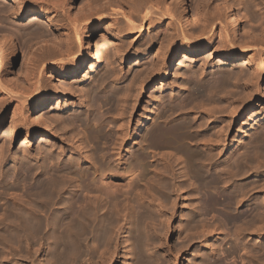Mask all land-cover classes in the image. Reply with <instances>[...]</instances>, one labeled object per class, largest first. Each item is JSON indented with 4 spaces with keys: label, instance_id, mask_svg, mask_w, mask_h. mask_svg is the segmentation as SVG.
I'll use <instances>...</instances> for the list:
<instances>
[{
    "label": "bare ground",
    "instance_id": "obj_1",
    "mask_svg": "<svg viewBox=\"0 0 264 264\" xmlns=\"http://www.w3.org/2000/svg\"><path fill=\"white\" fill-rule=\"evenodd\" d=\"M7 1L0 0L1 24L35 14V19L48 20L54 36L47 37L44 26L35 34L33 30L27 32L29 37H38L33 43L37 48L29 45L27 74L11 84L3 76L6 61H13L17 54L12 36L16 28L12 24L10 31L0 29V143L6 109L16 103L10 118V145L20 133H25L26 139L35 133L55 137V146L37 152L39 156L45 153L48 165L56 159L58 167L45 172L46 163L39 161L33 166L20 161V157L10 169L7 159L16 156H7L4 149L8 144H0V264H116L122 256V242L123 255L131 264H178L196 240L206 244L202 242L204 250L196 251L199 260L195 264L264 261L263 252L259 260V254L254 248L248 249L244 239L246 235L264 234V198L255 196L264 191V177L256 179L261 172L258 163L263 161L264 165V155L258 158L264 141V117L258 111L243 137L246 140L242 138L238 146L234 144V149L226 151L235 116L255 110L253 100L257 95L264 99V11L257 21L261 27L257 31L242 30V15L234 9L244 8L251 17L259 18L250 0H218L214 5L210 0H195L193 21L182 14L185 0H87L74 17H70L66 5H74L75 0ZM106 17L110 19L108 27L99 36H109L111 55L105 49L101 52L100 44L96 49L91 46V37L97 36ZM208 51L207 63L197 68L195 57ZM180 53L197 69L184 67ZM214 56L221 59L219 64ZM132 58L137 60V68L131 74L133 66L125 71L128 80L123 81L122 72ZM104 59L110 67L103 65ZM88 60L94 62V69L89 70V83L77 89L78 93L69 87L54 89L45 75L50 68L59 79L72 81L87 68ZM236 61L242 63L239 73L228 68ZM174 73L175 82L168 83ZM156 85L160 93L153 94L146 116L132 128L146 89ZM203 94H207V100ZM63 98H69L65 104ZM192 98L202 101L200 110L195 109ZM54 99L57 110L65 112L58 117L64 130L61 133L58 129L61 134L52 130L57 115L54 118L45 110ZM179 101L184 106L191 101L196 110L189 108L193 121L177 112L183 110ZM104 105L115 107L117 112L109 119L114 125L103 134L100 126L105 120L107 123V117L100 120L95 108ZM34 108L48 113L31 121L26 115ZM73 124L82 127L83 133H77L78 129L74 133ZM88 126L92 129L86 131ZM70 129L71 139H65ZM65 140L73 147L69 156ZM102 140V144L109 143L108 152L98 147ZM250 147L255 149V157ZM56 151L59 156L53 159L51 154ZM26 171L30 187L19 193L26 187ZM210 188L216 192L210 193ZM182 190L186 193L181 210L177 199ZM193 191L200 195L199 201L193 199ZM177 215L178 225L172 221ZM210 215L220 217L225 225L240 223L234 236L219 220H209ZM177 231L188 244L175 247V252L168 234ZM229 236L232 238L226 247L223 243ZM41 251H45L44 261L38 254Z\"/></svg>",
    "mask_w": 264,
    "mask_h": 264
},
{
    "label": "rangeland",
    "instance_id": "obj_2",
    "mask_svg": "<svg viewBox=\"0 0 264 264\" xmlns=\"http://www.w3.org/2000/svg\"><path fill=\"white\" fill-rule=\"evenodd\" d=\"M4 1V0H3ZM5 1H7V0H5ZM85 1H87V0H75L74 1V5H71L70 3H68L67 5H66V9H67V11L69 12V15H70V17H74V15H76V13H79L80 11V9H79V6H81L82 8H84L83 7V3L85 2ZM171 0H169V2H170ZM247 1V0H246ZM249 1V0H248ZM251 2V5L252 6H254L253 8L256 10H258L257 12V14H258V17L259 18H253V17H251V13H249V12H247V10L246 9H244V8H242V10H240L239 11V8L238 7H235L234 9H235V11L237 12V13H239V15L242 17H240V26H241V28H242V30H246V29H249V28H253L254 30H260V26H259V22H257V21H259V20H261L260 18L263 16V14H262V11H264V0H262L263 2H262V4L260 3V0H255V1H252V0H250ZM9 1H7V2H5L6 4H9L8 3ZM194 2H195V0L192 2V0H185V5H186V11H185V13L184 12H182V14H184L185 16H186V18L189 20V21H193L194 19H195V15H194ZM218 2V0H210V4L212 3L213 5L214 4H216V3ZM259 3V4H258ZM257 6H256V5ZM263 7V8H262ZM261 10V11H260ZM260 11V12H259ZM244 12V13H243ZM106 13V12H105ZM244 14H246L245 16H243ZM72 15V16H71ZM104 15H106V14H104ZM261 15V16H260ZM185 16H184V21L186 20L185 19ZM34 17H36V15L35 14H30V15H28V16H26L24 19H22V20H20V21H17V20H15V19H13V18H10L9 20H10V24H7V25H4L3 23L1 24L0 23V29L1 30H3V32L4 31H10V27H12V24L15 26V27H13V28H16V33H14L15 32V30H12V31H14V32H12V36H13V39H14V43H15V47H16V50H17V54H16V57H15V59L12 61H6V63H5V65H4V70H5V73H4V76H3V79H5V81L7 80L8 82H10L11 84L12 83H17V81L19 82V81H21V80H23L24 79V77H25V75L27 74V71H28V68H29V64H28V59H29V45H33V43H35V42H37L38 40H37V36L36 35H31L30 37H29V34H28V36H27V32L28 31H32L33 32V34H35V32H36V30L38 29V27H40V26H44V28H46L47 29V31L49 32H47V37H53L54 35L53 34H51L50 32H51V26H50V24H49V22H48V20L47 19H45L44 17H41L40 19H35ZM115 17V16H114ZM244 17V18H243ZM245 17H247V18H245ZM262 18H264V16L262 17ZM259 19V20H258ZM109 18L108 17H106L105 19H104V21L102 22V28H100V29H98V32H97V36L95 37V36H92L91 37V46H92V48L93 49H96L97 48V46H95L96 44L98 45V44H100L101 46H102V48H101V52H103L104 51V49H105V51L104 52H108V51H110L111 53H109L110 55L112 54V52H113V45H112V42L111 41H109L110 40V38H109V36L107 37L106 35L104 36V37H100L99 35L102 33L101 31H104L105 29H107V27H108V24H109ZM264 20V19H263ZM13 21V22H12ZM125 21V20H124ZM108 22V23H107ZM105 23V24H104ZM11 25V26H10ZM166 25V26H165ZM163 27V26H162ZM164 27L166 28L167 27V24L165 23L164 24ZM197 29H199L200 30V27L198 28L197 26H196V30ZM14 33V34H13ZM18 33V34H17ZM89 34V33H88ZM33 36V37H32ZM29 37V38H28ZM28 38V39H27ZM32 38H34V39H32ZM98 38H99V40L101 41H98ZM30 39H32V41L30 40ZM30 41V42H29ZM35 41V42H34ZM98 42V43H97ZM137 44H138V42H137ZM107 47L108 48V50H106L107 48H105V47ZM31 48H37V45L36 44H34ZM30 48V49H31ZM33 49H31V50H33ZM110 49V50H109ZM93 53H94V51H93ZM210 52L208 51V52H205L204 54H201V55H198V56H196L195 57V60H196V65L195 66H197V68L199 67V68H201L202 66H204L203 64H205V62L207 63V60H208V58L207 57H209V54ZM185 55H184V53H180L179 54V57H180V59H184V64L186 65V66H184V67H189L188 69L189 70H191L190 68H193V66H191L190 65V61H188V60H186L185 58H183ZM213 60L217 63V64H219L220 62H221V59H219V57H217V56H214V58H213ZM220 60V61H219ZM137 60H135L134 58H132V59H130V60H128L127 61V63H126V68H125V70L122 72V80L123 79H125V80H123V81H127L128 80V78L126 77V74H127V72H125V71H127L129 68H131L132 66H133V70L132 69H130V74L132 73V72H134L135 71V69L137 68V62H136ZM8 62V63H7ZM10 62V63H9ZM179 62V61H178ZM178 62H176L175 63V66L174 67H176L177 65H178ZM239 62V64L241 63L240 61H236L235 63H234V66L231 68V67H228V68H230V69H232V70H234V71H237L238 69H239V67L242 65V63L239 65H237V63ZM108 65L109 67H110V65H109V63L107 62V60L106 59H104V63H103V65ZM188 65V66H187ZM200 65V66H199ZM238 66V67H235V66ZM86 69L81 73V75L80 76H78V77H75L72 81H68V80H66V79H64V78H61V79H59V77L56 75V73H55V71H53V70H51L50 68H48L47 70H46V72H45V75H46V77L47 78H50L49 80H50V85L55 89L56 88V90H60V89H67L68 87V89H70L71 91H73V92H77L80 88H83L84 86H86L89 82H88V77L91 75L90 73H91V71H89L91 68L92 69H94L93 67H94V62H92V61H87V63H86ZM136 67V68H135ZM95 68H96V66H95ZM196 67L195 68H193V69H197ZM91 69V70H92ZM192 69V70H193ZM236 69V70H235ZM132 70V71H131ZM237 73H239V70L237 71ZM176 73H174L173 75H172V77L169 79V81H168V83H173V82H175L174 80V78H176L177 77V75H175ZM88 75V76H87ZM173 81V82H171V81ZM126 85V84H125ZM159 86H160V84H158ZM158 85H156V86H154V87H148L147 89H146V91H145V94H144V98H143V100L141 101V106L140 107H142V108H139V110L135 113V115H134V119H133V125H132V128L134 127V126H136L137 125V123L138 122H140L141 120H142V117H145L146 116V114H147V112L149 111V110H147V109H149V107H150V105L152 104V98L151 97H153V94L154 93H160V88H159V86ZM67 86V87H66ZM159 88V89H158ZM167 88H169V85H168V87ZM78 89V90H77ZM240 90H243V88L241 87V88H239ZM77 90V91H76ZM80 91V90H79ZM78 91V92H79ZM77 92V93H78ZM169 92V91H168ZM204 96H205V98H203L204 96H200V97H198L199 99L202 97L203 99H206L207 100V98H206V96H207V94H203ZM260 96H256L255 98H254V100H253V102H254V104H255V110H247V112L245 113V115H243V116H235V119H234V121L232 122V125H231V128H230V133H229V135H228V137H227V148H226V151L228 150V151H231L232 149H234L236 146H238V144H239V142L242 140V138L244 137V135H246V133H247V130L250 128V124L249 123H252V121L255 119V117H256V112L258 111L259 112V115L261 116V117H264V99L261 101L260 100V98H259ZM198 98H192L191 99V101H192V103H194V106H195V109L196 110H200V103L202 102V101H200V100H198ZM201 98V100H203ZM67 99H69V98H63V104H65V101H67ZM105 98H102L101 99V102L103 103ZM196 99V100H195ZM206 100H204V102L206 101ZM191 101H190V103L189 102H187V103H189L188 105H187V107H185L186 106V104L187 103H185V106L183 105L184 103H182V102H178L180 105H183L182 107V109L183 110H179L180 109V107L179 108H177V110H179V111H181V112H179V111H177L178 113H182V115L183 114H187L188 116V119H191V121H193V119L192 118H189V117H193V114H191V112H193V110H194V112H196V110L194 109V107H193V104L191 103ZM194 101H197L196 103L194 102ZM198 101H200L199 103H198ZM225 101V100H224ZM231 101V100H230ZM207 102V101H206ZM177 103V102H176ZM177 103V104H178ZM198 103V105L196 106L195 104H197ZM221 103H223V101L221 102ZM15 104L16 103H14L12 106H9V107H7V109H6V115H5V119H4V124H3V128H2V130H1V132H2V139H1V143L0 144H2L3 143V146H5L6 144H8V146H6L5 147V149H6V151H5V149H4V152H6L5 154L7 155V156H9V153H11V155L12 156H16L15 157V159L13 160L11 157H9L8 159H7V165H8V167H10V169L12 168H15L14 166H16V160H19L20 159V157H21V159H20V161H24L25 162V164H29V165H33V166H37L38 165V162L40 161L41 163H46L45 165H46V167L47 168H45L44 169V171L45 172H51V168H54V169H56L57 167H58V165L57 164H55L56 163V159H54V157H57V156H59V153H58V151H60L58 148H60V146H57V149H58V151H56V152H51L52 154H51V156H52V158L55 160V163H54V160L53 161H48L49 162V165H48V163H47V161H46V158H44L45 156V153H44V155H41V156H39V154H38V150H39V148H46L47 150L49 149L48 147H50V145L51 146H55L56 144H57V139L55 138V137H48V136H38V134L37 133H35L34 134V136L32 135L30 138H28V139H26V134L25 133H20V134H18L17 136H16V138H15V140L14 141H12L11 142V145H10V143H9V138H10V136H11V127H10V125H11V117L13 116V114H14V109H15ZM56 104H57V102H56V100L54 99L53 101H52V104H51V107H49V108H47V109H45L46 111H48L54 118H55V116H56V118L58 119V117H61V116H63V114H65V112L63 113V111H59V110H57V107L58 106H56ZM97 104H101V103H97ZM178 104V105H179ZM226 104V102L224 103V105ZM190 105V106H189ZM192 105V106H191ZM53 106V107H52ZM56 108H55V107ZM95 106H97L98 107V105H95ZM108 106V105H107ZM199 106V107H198ZM95 108L96 110H95V113L97 112V116H98V118L100 119V120H105V118L107 119V123H102V127L100 126V128H102L101 130H102V133L104 134L105 133V131L104 130H106V131H108L109 130V125H112L113 124V121L111 122V121H109V119L110 120H112V117L111 116H113V113H116L117 111H116V109H115V107H111V108H109V106L106 108V105H104V106H102V107H100L99 106V108ZM187 109V110H185V108ZM197 107V108H196ZM228 107H231V105H230V103H229V106ZM114 108V109H113ZM189 108H192V109H189ZM230 109V108H229ZM45 110H39V109H31V111L30 112H28L27 113V117H30V119H31V121H33V119H35L34 117H43L42 115H43V113L44 112H46ZM113 110H115V111H113ZM185 110V111H184ZM42 113H41V112ZM111 111V112H110ZM48 112H46V113H48ZM67 113H69V111L67 112L66 111V114ZM108 113H110V116L108 115ZM29 114H30V116H29ZM59 114V115H58ZM112 114V115H111ZM103 115V116H102ZM104 115L106 116V117H104ZM218 115V114H217ZM101 116V117H100ZM142 116V117H141ZM109 117V118H108ZM249 117H251V118H249ZM44 118V117H43ZM254 118V119H253ZM253 119V120H252ZM182 120V119H181ZM59 121H60V119H58L57 121H55V123L53 122V127H52V130H56V133L57 134H61L62 132L64 133V130H62L63 128L62 127H60L61 125H59L60 123H59ZM109 121V122H108ZM137 121V122H136ZM195 121V120H194ZM217 121H220V118H218L217 119ZM245 121H247L248 123H245ZM136 122V123H135ZM264 122V121H263ZM110 123V124H109ZM105 124H108L107 126L105 125ZM55 125V126H54ZM104 125V126H103ZM114 125V124H113ZM75 126V127H74ZM76 126H78V125H76V124H73V126H71L72 128H74V133H76L78 130V132L77 133H79V134H82L83 133V128L82 127H76ZM55 127V128H54ZM246 127V128H245ZM54 128V129H53ZM62 130H60V129ZM82 128V129H81ZM89 126L87 127V129L86 128H84L86 131L87 130H89ZM94 128V127H93ZM61 131V133L60 132H58L59 130ZM78 129V130H77ZM92 129V127L90 128V130ZM73 129H70V133H68L67 135H65V136H63L65 139H71V137L70 136H72L71 134L73 133V131H72ZM76 130V131H75ZM104 131V132H103ZM72 132V133H71ZM63 135V134H62ZM61 136V135H60ZM240 139V140H239ZM246 140V138H243V140L242 141H245ZM237 142H238V144H237ZM65 143H66V140H65ZM101 143V144H100ZM99 144L100 145H98V147H100L101 149H102V147L101 146H103V150L105 151V152H108V149L110 148H108L107 147V145L109 144V143H105V144H102V143H104V140H102V142H100ZM229 143V144H228ZM234 144H236V146L234 145ZM263 146H261L260 147V151H261V154H260V151H259V154L261 155H259L260 157H258V158H260L259 160H261V157H263V155H264V150H263V148H264V141L261 143ZM10 145V146H9ZM68 145V146H67ZM42 146V147H41ZM109 146V145H108ZM9 147V148H8ZM66 148V150H65V152H66V154L69 152L70 154H72V152H73V147L70 145V143H66V146H65ZM72 148V149H71ZM90 148H91V146H90ZM9 149V152H7V150ZM11 149V150H10ZM46 149H44L43 151L44 152H47V150ZM252 149V150H251ZM262 149V150H261ZM110 150V149H109ZM243 150V149H242ZM241 150V151H242ZM248 150H250V151H252L253 152V154L255 153V149L253 150V148H248ZM72 151V152H71ZM27 152V153H26ZM205 152V151H204ZM262 152H263V154H262ZM69 153L67 154L68 156H69ZM251 153V152H250ZM14 154V155H13ZM252 154V155H253ZM39 157H38V156ZM43 156V157H42ZM38 157V158H37ZM42 157V158H41ZM252 157V156H251ZM253 157H255V154L253 155ZM17 158V159H16ZM19 158V159H18ZM40 158V159H39ZM58 159V158H57ZM262 160H264V159H262ZM252 161L254 162V161H257V160H253L252 159ZM50 162H52V163H50ZM257 162H259V161H257ZM257 162H256V164H257ZM255 164V163H254ZM260 164V165H259ZM263 161H262V163H261V161L258 163V165H259V167L261 166V172L256 176V179H258L259 180V178L260 179H262L263 177H264V168H263ZM56 165H57V167H56ZM52 166V167H51ZM263 168V169H262ZM54 169H52V171L54 170ZM219 169V168H218ZM218 169H214L213 171H217L218 172ZM220 170V169H219ZM263 171V172H262ZM41 172V171H40ZM27 171L26 172H24V174L27 176ZM219 174H220V171H219ZM46 176H47V174H46ZM29 176H27V181H26V187H23V189L21 188L20 190H19V193L21 192H23V191H25L27 188H29L30 187V183H29V181L31 182V179H30V177L28 178ZM251 179H253V178H251ZM186 180H188L187 178H186ZM192 179H190V181H191ZM262 180H260V182H261ZM11 182H13V181H11ZM263 182H264V179H263ZM202 186V185H201ZM211 189L212 188H210V190L208 189V191L210 192V193H212L213 191H215V190H213L212 192H211ZM180 193H178V194H181V193H183V194H181L179 197H178V208L179 209H181L182 210V208L184 207V204H183V198H184V194L186 193V190H182V191H179ZM216 192V191H215ZM214 192V193H215ZM263 192V193H262ZM262 192H257L256 193V197L257 196H259L260 198H264V191H262ZM192 194H194V196H193V199H195V201L197 200V201H199V198H200V195L198 194L197 195V193H196V191H195V193H194V191H193V193ZM197 196H196V195ZM261 194H263V195H261ZM263 196V197H261V196ZM195 197V198H194ZM198 198V199H197ZM264 200V199H263ZM9 203H12L13 202V200L11 201V200H9L8 201ZM183 204V205H182ZM158 205V204H157ZM247 206V205H246ZM243 208H245V206L243 207ZM242 207L239 209V210H241V209H243ZM186 210V209H185ZM188 210V209H187ZM216 215V214H215ZM218 215V214H217ZM211 217H213V218H209V220H215L216 221V223L218 222V220H219V222H221L222 224H223V228L225 227V226H228V231H229V233H230V235H233L234 233H235V231L236 230H234V229H236V226H237V224H238V226H239V224L240 223H236V225L234 224V223H230V225H225L223 222H222V220L220 221V217H215V216H212V215H210ZM219 216V215H218ZM162 218H163V216H162ZM180 217L177 215V217L176 218H174V220H173V218H172V221L175 223V224H180L179 222H180V219H179ZM215 218V219H214ZM216 218H218V219H216ZM163 220V219H162ZM214 221V222H215ZM221 223H220V225H221ZM225 225V226H224ZM235 225V226H234ZM161 227V224H158L157 225V227ZM162 226H163V224H162ZM221 227H222V225H221ZM234 227V228H233ZM126 229V228H125ZM226 229V230H227ZM232 229V230H231ZM178 230H179V228H178ZM225 230V229H224ZM225 230V231H226ZM227 232V231H226ZM231 232H233L232 234H231ZM168 236H169V240H170V242H169V244H170V247H172V250H174V248L175 247H180V245L181 246H183V245H185L184 243H186V244H188V240H187V238H186V240H184L185 238H181V237H178L179 236V232L177 231V232H174V234H171V232L168 234ZM234 236V235H233ZM247 237H245L244 239L246 240V242L248 243L247 245H248V249L249 248H252V250H253V248H254V250H256V254L258 255L259 254V260L262 258V253L261 252H263V254H264V234L263 235H258V236H256V235H252V236H250V235H246ZM250 236V237H249ZM232 238V236H229L225 241H224V246H226V247H228L227 245H229V243H227V241L229 240V238ZM201 239H203L202 237H201ZM216 239V238H215ZM215 239H212L211 240V242H214L215 241ZM244 240V241H245ZM183 241V242H182ZM201 241V243L200 242H197V240L196 241H194V243L190 246V247H188L191 251H190V253L189 254H184V260L183 259H181L180 261H178V264H195V261L197 260H199L198 258H196L195 257V253H196V251H198L199 249H203L204 250V248L203 247H201L202 246V242H204L205 244H206V242L204 241V240H200ZM260 242L261 244H258L257 242ZM203 243V244H204ZM251 243V244H250ZM168 244V245H169ZM172 245V246H171ZM252 245V246H251ZM250 246V247H249ZM46 247V246H45ZM124 247H125V243L124 242H122V244H121V255L122 256H120L119 257V260L116 262V264H129L130 262H128L129 260L128 259H126L125 258V256L123 255L124 254V252H125V249H124ZM46 249V248H45ZM176 249H178V248H176ZM175 249V250H176ZM263 249V250H262ZM174 250V251H175ZM258 250V251H257ZM177 251V250H176ZM175 251V252H176ZM42 252V251H41ZM39 252L38 254H40V259H42V261H44V258H45V251L44 252ZM242 252V251H241ZM156 253L158 254V253H160L159 255L161 256V253L162 252H160V250H156ZM243 253V252H242ZM260 254H261V257H260ZM43 255V256H42ZM264 258V257H263ZM262 258V259H263ZM246 260V259H245ZM248 260V262H249V259H247ZM247 260H246V262H244L245 264H254V262H247ZM262 261V262H261ZM259 262H261V263H257V264H264V261L263 260H260ZM21 264H24V262L23 263H21ZM26 264V263H25ZM131 264V263H130ZM230 264V263H229ZM256 264V263H255Z\"/></svg>",
    "mask_w": 264,
    "mask_h": 264
}]
</instances>
